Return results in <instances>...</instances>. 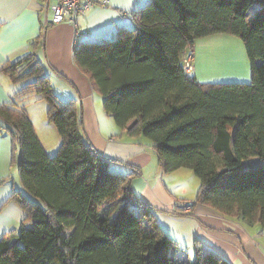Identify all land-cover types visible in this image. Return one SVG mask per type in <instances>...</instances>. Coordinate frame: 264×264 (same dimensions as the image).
Here are the masks:
<instances>
[{"label":"trees","instance_id":"trees-1","mask_svg":"<svg viewBox=\"0 0 264 264\" xmlns=\"http://www.w3.org/2000/svg\"><path fill=\"white\" fill-rule=\"evenodd\" d=\"M134 22L112 40L80 44L75 64L115 123L153 143L165 174L194 172L197 204L264 231V0H150ZM215 35L242 40L249 83L185 75L182 53ZM2 72L23 84L0 107V131L11 133L20 153L23 190L8 202L26 218L1 239L0 264H230L200 246L193 261L177 257L155 211L131 187L137 172L112 170L85 137L77 102L58 101L34 56ZM27 98L48 102L47 120L61 138L54 156L27 115Z\"/></svg>","mask_w":264,"mask_h":264},{"label":"crops","instance_id":"crops-1","mask_svg":"<svg viewBox=\"0 0 264 264\" xmlns=\"http://www.w3.org/2000/svg\"><path fill=\"white\" fill-rule=\"evenodd\" d=\"M149 1L109 0L107 7H93L79 17L76 25L69 22L52 25L47 0H0V107L12 104L23 85L15 83L2 69L28 55L34 56L56 93L58 89L69 101L77 102L85 137L99 154L114 163L112 170L122 174L137 172L131 187L139 201L155 211L158 224L174 241L180 260L193 261L197 246H200L217 253L230 264H264V245L260 242V235L255 234L256 230L260 231V225L247 226L237 218L225 217L207 205L197 204L196 186L190 191L174 180L182 172L191 176L190 169H179L169 173L170 177L165 174L153 143L144 136L130 137L115 123L104 110L102 95L75 64L74 51L80 44L109 41L119 29H133L134 15ZM205 41L195 42V63L197 55L199 58L198 48ZM245 60L247 76L244 73L240 79L249 83L250 63L246 57ZM229 62L232 64L222 68L234 71L242 67L231 59ZM199 81L213 83L205 79ZM33 126L46 153L54 156L59 147L54 144L47 148L45 143L48 140L37 130L36 124ZM49 126L44 131L53 133L54 129ZM19 155L11 133L2 129L0 241L7 233L19 230L26 218L19 205L8 202L14 191L23 190L18 169ZM178 203L184 206L178 207Z\"/></svg>","mask_w":264,"mask_h":264},{"label":"rangeland","instance_id":"rangeland-1","mask_svg":"<svg viewBox=\"0 0 264 264\" xmlns=\"http://www.w3.org/2000/svg\"><path fill=\"white\" fill-rule=\"evenodd\" d=\"M201 40L206 41L201 43L200 47L198 48L199 58L197 55L195 70L193 72V75L197 77L198 81L205 79L207 80L206 82L212 81L213 83H245V80L240 79L244 76V73L247 76L248 71V69L245 67V57L247 58V55L244 50V44L242 43V40L232 36L217 35L214 36V38H203L197 40L196 42H200ZM229 59L236 63L238 67L242 65L241 69L238 71H236L237 69L233 71L228 67L222 68L228 66V64H232L229 62ZM51 89L60 103H66L69 101L68 97L64 95V93H60L58 89H56L58 92L57 94L54 90V86L51 85ZM48 107V102L43 99L38 100L35 98H27V100H25V109L29 119L34 125L36 124L37 130L43 134L45 140H48V142L45 144L47 148L50 149L54 144L56 147H60L61 138L55 127L52 126V124H50L47 120ZM46 123L47 125H50L49 127L54 129L53 133H47L44 131V128L47 127ZM247 163L256 165L260 164L261 162L258 159H251ZM188 171H190L191 176H186L184 172H182L181 174H177L174 180L176 183H181L182 185L186 186L190 191L195 190L196 186V190L198 192L200 185L199 179L195 176L192 170ZM17 179L19 181V178ZM262 232L263 230L261 227L260 231H255V234L260 235V242L264 245V233L262 234Z\"/></svg>","mask_w":264,"mask_h":264},{"label":"built area","instance_id":"built-area-1","mask_svg":"<svg viewBox=\"0 0 264 264\" xmlns=\"http://www.w3.org/2000/svg\"><path fill=\"white\" fill-rule=\"evenodd\" d=\"M47 4L52 13L50 21L52 25L65 22L76 25L79 17L89 12L93 7H107L109 0H47ZM195 57V47L187 49L181 55L180 64L187 77L194 76Z\"/></svg>","mask_w":264,"mask_h":264},{"label":"water","instance_id":"water-1","mask_svg":"<svg viewBox=\"0 0 264 264\" xmlns=\"http://www.w3.org/2000/svg\"><path fill=\"white\" fill-rule=\"evenodd\" d=\"M177 206H178V207H183L184 205H183V204H180V203H178V204H177Z\"/></svg>","mask_w":264,"mask_h":264}]
</instances>
